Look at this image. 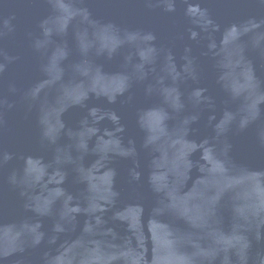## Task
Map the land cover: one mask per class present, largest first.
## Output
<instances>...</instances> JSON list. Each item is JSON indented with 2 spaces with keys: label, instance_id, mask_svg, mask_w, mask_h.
Returning a JSON list of instances; mask_svg holds the SVG:
<instances>
[{
  "label": "water",
  "instance_id": "95a60500",
  "mask_svg": "<svg viewBox=\"0 0 264 264\" xmlns=\"http://www.w3.org/2000/svg\"><path fill=\"white\" fill-rule=\"evenodd\" d=\"M0 264H264V0H0Z\"/></svg>",
  "mask_w": 264,
  "mask_h": 264
}]
</instances>
